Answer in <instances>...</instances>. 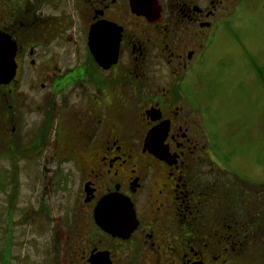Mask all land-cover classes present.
I'll list each match as a JSON object with an SVG mask.
<instances>
[{
    "label": "flooded vegetation",
    "instance_id": "1",
    "mask_svg": "<svg viewBox=\"0 0 264 264\" xmlns=\"http://www.w3.org/2000/svg\"><path fill=\"white\" fill-rule=\"evenodd\" d=\"M249 2L0 0V57L15 63L0 83L3 234L38 217L46 161L56 264H242L247 240L264 241V183L242 195L226 147L242 123L208 118V52Z\"/></svg>",
    "mask_w": 264,
    "mask_h": 264
},
{
    "label": "rangeland",
    "instance_id": "2",
    "mask_svg": "<svg viewBox=\"0 0 264 264\" xmlns=\"http://www.w3.org/2000/svg\"><path fill=\"white\" fill-rule=\"evenodd\" d=\"M250 1L246 6L249 8H242L241 15L232 17L235 27L227 33V41H219L223 38L219 35L209 49L214 106L208 118L218 129L228 124L232 132L234 122L242 123V142L239 134L226 147L242 156V195L252 201L255 189L251 184L264 183V0ZM43 163L45 168L40 162L38 178V217L25 218L27 211L20 225L11 231L8 220L4 234L0 221V264H56L49 250L52 229L57 224L52 216L61 215L63 207L57 201L59 194L49 197L47 193L52 166ZM23 183L27 184L25 175ZM242 264H264V241L247 240Z\"/></svg>",
    "mask_w": 264,
    "mask_h": 264
},
{
    "label": "water",
    "instance_id": "3",
    "mask_svg": "<svg viewBox=\"0 0 264 264\" xmlns=\"http://www.w3.org/2000/svg\"><path fill=\"white\" fill-rule=\"evenodd\" d=\"M91 39V38H90ZM2 37L0 36V54L2 51ZM92 54L96 56V51L92 48ZM15 63L13 60V53H10L9 47L7 50V58L2 59L0 57V83L8 81L14 74ZM114 197H104L97 206V211L100 212L104 205L111 203ZM123 212V211H121ZM124 213V212H123ZM98 224L105 230L111 232L113 235L126 236L123 228L120 227L119 221H108L103 218L102 215L97 218Z\"/></svg>",
    "mask_w": 264,
    "mask_h": 264
}]
</instances>
